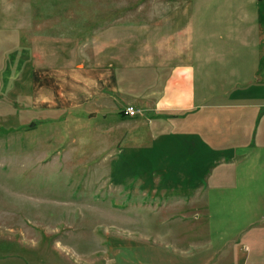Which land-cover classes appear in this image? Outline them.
Here are the masks:
<instances>
[{
  "label": "rangeland",
  "instance_id": "rangeland-1",
  "mask_svg": "<svg viewBox=\"0 0 264 264\" xmlns=\"http://www.w3.org/2000/svg\"><path fill=\"white\" fill-rule=\"evenodd\" d=\"M225 2L0 0V264H264L244 198L226 212L207 181L171 171L170 133L90 100L98 76L157 63L158 15L213 24ZM252 222L264 232V209Z\"/></svg>",
  "mask_w": 264,
  "mask_h": 264
},
{
  "label": "crops",
  "instance_id": "crops-1",
  "mask_svg": "<svg viewBox=\"0 0 264 264\" xmlns=\"http://www.w3.org/2000/svg\"><path fill=\"white\" fill-rule=\"evenodd\" d=\"M221 4L213 24L211 15H158L157 63L98 76L101 87L90 100L100 102L94 115L116 114L122 124L138 127L147 120L157 134L170 133L171 171L207 181L200 188L225 197L219 206L226 212L239 211L235 203L244 198L253 229L246 239L261 256L264 232L251 224L264 209V25L247 15H264V9L252 11L244 0ZM124 92L127 104L118 99ZM132 104L145 114H123ZM238 225L228 226L235 245Z\"/></svg>",
  "mask_w": 264,
  "mask_h": 264
},
{
  "label": "built area",
  "instance_id": "built-area-1",
  "mask_svg": "<svg viewBox=\"0 0 264 264\" xmlns=\"http://www.w3.org/2000/svg\"><path fill=\"white\" fill-rule=\"evenodd\" d=\"M125 114L128 116H139L143 114V110L139 107H136L134 105H129L125 108Z\"/></svg>",
  "mask_w": 264,
  "mask_h": 264
},
{
  "label": "water",
  "instance_id": "water-1",
  "mask_svg": "<svg viewBox=\"0 0 264 264\" xmlns=\"http://www.w3.org/2000/svg\"><path fill=\"white\" fill-rule=\"evenodd\" d=\"M94 114H96V113H94Z\"/></svg>",
  "mask_w": 264,
  "mask_h": 264
}]
</instances>
